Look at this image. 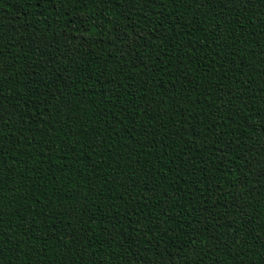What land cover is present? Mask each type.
I'll return each mask as SVG.
<instances>
[{
  "label": "trees",
  "instance_id": "16d2710c",
  "mask_svg": "<svg viewBox=\"0 0 264 264\" xmlns=\"http://www.w3.org/2000/svg\"><path fill=\"white\" fill-rule=\"evenodd\" d=\"M0 264H264V0H0Z\"/></svg>",
  "mask_w": 264,
  "mask_h": 264
}]
</instances>
